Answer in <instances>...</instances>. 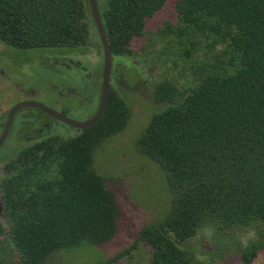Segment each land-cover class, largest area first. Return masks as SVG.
Segmentation results:
<instances>
[{
    "label": "trees",
    "instance_id": "16d2710c",
    "mask_svg": "<svg viewBox=\"0 0 264 264\" xmlns=\"http://www.w3.org/2000/svg\"><path fill=\"white\" fill-rule=\"evenodd\" d=\"M98 3L112 58L167 66L152 90L160 109L136 148L166 173L172 205L115 260L142 245L148 264H215L225 252L196 240L209 230L225 238L223 248L246 237L239 259L252 264L264 251V0ZM0 41L54 50L70 68L82 65L77 55L103 53L89 0H0ZM129 116L110 84L95 125L25 144L4 165L0 236L7 232L10 264H44L56 251L116 234L121 190L94 161Z\"/></svg>",
    "mask_w": 264,
    "mask_h": 264
},
{
    "label": "rangeland",
    "instance_id": "374dc122",
    "mask_svg": "<svg viewBox=\"0 0 264 264\" xmlns=\"http://www.w3.org/2000/svg\"><path fill=\"white\" fill-rule=\"evenodd\" d=\"M54 54L56 51L48 48L18 49L0 41V83L6 84L3 88L6 90L4 104L37 100L73 119L86 121L98 106L103 53L98 54L94 50L77 55L82 65L76 63L75 67H79L76 69L62 65L60 53ZM161 66L158 60L147 62L146 57L137 61L131 57L113 58L111 85L130 107V116L124 129L105 141L103 148L96 153L94 165L102 176L113 178L121 190L119 201L123 216L116 234L103 243L84 242L56 251L44 264H148L149 250L142 245L119 260L115 258L134 243L141 228L163 220L174 197L164 170L136 148L138 137L160 109L152 90L154 84L163 78V69L167 66L164 65L163 69ZM8 89L12 95L9 98ZM37 117L47 122L42 138H70L80 133V128L63 123L41 110L22 108L16 114L11 134L0 148V178L4 165L25 147L24 133L36 134L31 126ZM4 120L3 113H0V135ZM41 121L36 127L41 125ZM6 236L7 232L0 236V264L12 263ZM196 240L210 253L225 252L215 255V264H243L239 251L246 237L242 236L234 243L227 241L224 248L225 238L214 237L209 230H202ZM252 264H264V251Z\"/></svg>",
    "mask_w": 264,
    "mask_h": 264
},
{
    "label": "water",
    "instance_id": "95a60500",
    "mask_svg": "<svg viewBox=\"0 0 264 264\" xmlns=\"http://www.w3.org/2000/svg\"><path fill=\"white\" fill-rule=\"evenodd\" d=\"M93 20L99 34L101 44L103 47L104 63L102 69V85H101V95L97 106V109L93 116L86 121H78L72 117L60 112L47 104L37 101V100H23L16 103L8 112L7 119L3 128V132L0 135V148L5 143L8 135L10 134L14 117L16 113L25 107H33L43 111L44 113L66 123L70 126L84 129L95 125L99 119L102 117L110 96V84L111 75L113 67V58L111 53L110 43L107 37V33L103 24L102 16L99 9L98 0H89Z\"/></svg>",
    "mask_w": 264,
    "mask_h": 264
},
{
    "label": "flooded vegetation",
    "instance_id": "af4514ba",
    "mask_svg": "<svg viewBox=\"0 0 264 264\" xmlns=\"http://www.w3.org/2000/svg\"><path fill=\"white\" fill-rule=\"evenodd\" d=\"M64 59H66V58H64ZM62 63H63V61H62ZM77 66V65H76ZM71 68H73V69H76V68H79V67H71ZM76 74H77V72H76ZM4 87H6V84H3V83H0V107L2 106V105H4L3 107H1L0 108V113H3V115H4V118H5V120H4V122H3V128H4V125H5V122H6V119H7V115H8V112H9V110L16 104V103H13L12 105H8V104H4V94H5V91L6 90H3V88ZM8 91V93H7V98H9L10 96H12L11 95V89H8L7 90ZM10 100V99H9ZM18 102H20V101H18ZM17 102V103H18ZM25 108H27V107H25ZM30 108H33V107H30ZM21 110V109H20ZM39 110V109H38ZM43 112V111H42ZM18 113V112H17ZM16 113V114H17ZM46 114V113H45ZM65 114V113H64ZM15 117H16V115H15ZM15 117H14V119H15ZM41 121V119H38V120H36V119H33V125L31 126V128H33V131H35L36 132V134L35 135H31L30 134V132L28 131V132H25L24 133V137L26 138V140H27V142H26V144H28V143H35L36 141H38V140H40L41 138H42V135H41V133H43V130H44V128L46 127V124H47V122L46 121H41V125L39 126V127H36V124L38 123V122H40ZM13 123H14V121H13ZM12 127H13V124H12ZM31 131V130H30ZM11 132H12V128H11V131H10V134H11ZM9 134V135H10ZM26 134H29V135H31V136H27ZM9 135H8V137H9ZM26 135V136H25ZM37 137V138H36Z\"/></svg>",
    "mask_w": 264,
    "mask_h": 264
}]
</instances>
